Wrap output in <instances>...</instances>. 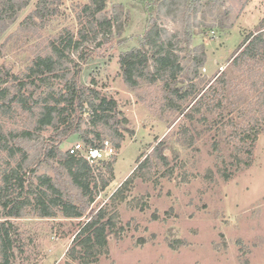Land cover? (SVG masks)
Segmentation results:
<instances>
[{
  "label": "rangeland",
  "instance_id": "rangeland-1",
  "mask_svg": "<svg viewBox=\"0 0 264 264\" xmlns=\"http://www.w3.org/2000/svg\"><path fill=\"white\" fill-rule=\"evenodd\" d=\"M37 1L30 0L0 32V64L5 63L17 73L33 55L44 50L48 39L61 28L67 26L76 31V14L84 0H63L61 14L36 31L19 27ZM117 3L123 8L122 20L128 14L123 30L82 64L79 80L116 99L127 119V131L122 132L120 146H113L112 156L94 162L98 193L82 220L87 219L91 208L109 204L114 191L146 156L149 166L133 177L124 192L125 199L110 207L115 224L113 230L107 231L108 243L97 263L264 264V127L254 143L251 164L239 169L229 164L234 155L242 156L234 147L241 128L250 126L251 117L264 119V100L255 90L264 79L248 68L230 65L231 55L244 35L258 29L264 17V0H217L211 16L203 4V11L194 21L197 26L190 43L181 44L185 49L181 52L176 49L180 56L191 51L193 55L205 53L197 77L189 73L187 79L184 71L177 74V85H186L191 91L185 100L178 101L186 107L183 113L169 105L164 87L166 75L155 82L143 77L131 86L125 82L119 63L122 54L139 48L152 18L169 33L177 31L180 41L186 37L181 20L175 22L156 5L148 7L151 0H107V13ZM214 16V24L221 21V28L210 26ZM184 63L186 69L191 60ZM260 63L259 71L264 59ZM237 114L230 122V117ZM30 120L27 112L14 107L11 113L0 117V124L5 129H23ZM103 128L97 129L113 145L114 138ZM48 133L42 132L44 139ZM215 140L221 144L217 151L213 148ZM76 142L85 146L74 135L62 149ZM31 144L34 142L26 143L34 156L30 165H39L40 173L58 176L56 162L44 161L43 146ZM158 145L159 150H153ZM161 151L163 158L156 154ZM103 161H111V169ZM225 169L232 170L228 178L222 175ZM104 180L108 183L102 187ZM79 220L44 219L25 213L15 221L24 243L23 253L16 252V264H64Z\"/></svg>",
  "mask_w": 264,
  "mask_h": 264
},
{
  "label": "trees",
  "instance_id": "trees-1",
  "mask_svg": "<svg viewBox=\"0 0 264 264\" xmlns=\"http://www.w3.org/2000/svg\"><path fill=\"white\" fill-rule=\"evenodd\" d=\"M29 1L0 0V32ZM62 3L63 0H38L20 21L19 27L30 31L43 28L51 18L61 14L59 7ZM204 3L209 15H214L212 9L217 0H151L148 7L156 5L159 11L164 13L165 10V16L171 15L175 22L181 20V30L186 37L180 41L177 31L169 33L152 18L150 27L145 29L141 37L139 48L130 49L119 59L122 76L131 86H136L143 77L155 82L166 75L164 87L170 99L169 105L174 106L179 113H183L186 107L178 101L185 100L191 91L186 85H177V74L184 71L187 79H190L189 73L197 77V69L204 63L205 53L199 51V54L193 55L191 51L188 55L180 56L178 52L185 50L181 44L190 43L193 28L197 26L194 21L198 12L203 11L201 8ZM79 5L76 31L67 26L61 28L58 34L48 39L43 51L31 57L20 73L5 63L0 64V117L11 113L14 107L31 117L23 129H5L0 124V264H16V252L23 253V237L15 221L27 212L44 219H80L66 254L78 264H98L99 255L108 243L107 231L113 230L115 224L109 212L112 209L110 207L125 199L124 192L133 177L143 173V169L149 166V156H146L131 176L114 191L109 204L98 209L91 208L87 219L82 220L84 212L90 208L98 193L94 164L80 155L70 154L68 148L63 150L62 145L76 135L85 147L100 146L105 140L97 128L102 126L115 140L111 145L116 148L120 146L122 132L127 131V119L122 116L116 99L101 93L94 86L82 84L79 73L83 63L96 56L114 36L120 35L128 14L122 20L123 8L118 3L113 6L111 13H107V0H84ZM212 20L211 27L221 28V21L214 24L215 16ZM163 34L166 39L161 40ZM148 53L151 54L148 56ZM231 57V66L248 68L254 75L259 73V77L264 79V66L258 70L260 61L264 59V17L257 30L244 35ZM189 60L191 63L185 69L183 61L187 63ZM151 66L153 69H150ZM260 83L262 85H257L255 90L259 92L258 97L264 100V80ZM218 114L222 118V112ZM238 116L230 117V122ZM261 118L251 117L250 126L241 128V133L236 135L238 143L234 147L236 153L242 156L234 155V159L229 161L231 168L239 169L251 164L254 143L264 127V119ZM42 132H49L45 139ZM29 142H34L31 146H43L44 161L48 164L56 162L58 176L40 173L37 168L39 165H30L34 156H31L30 148L26 145ZM220 145L215 140L214 150L217 151ZM153 150H159V145ZM2 153H5L3 157ZM156 154L161 158L164 156L162 151ZM103 164L111 169V161H103ZM228 171H222L225 178L232 175V170ZM107 183L108 180H104L102 187ZM68 258L64 264H72Z\"/></svg>",
  "mask_w": 264,
  "mask_h": 264
},
{
  "label": "built area",
  "instance_id": "built-area-1",
  "mask_svg": "<svg viewBox=\"0 0 264 264\" xmlns=\"http://www.w3.org/2000/svg\"><path fill=\"white\" fill-rule=\"evenodd\" d=\"M70 154L80 155L90 164L99 160H104L112 156L114 152L113 146L108 140L102 142L100 146L85 147L82 143L76 142L68 148Z\"/></svg>",
  "mask_w": 264,
  "mask_h": 264
}]
</instances>
